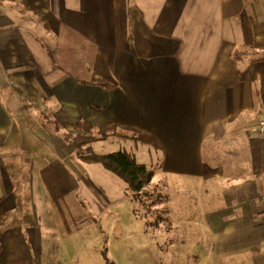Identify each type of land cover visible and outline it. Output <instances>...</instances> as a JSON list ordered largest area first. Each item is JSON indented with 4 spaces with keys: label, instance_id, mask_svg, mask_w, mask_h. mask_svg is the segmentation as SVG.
I'll return each instance as SVG.
<instances>
[{
    "label": "crops",
    "instance_id": "0c3cea01",
    "mask_svg": "<svg viewBox=\"0 0 264 264\" xmlns=\"http://www.w3.org/2000/svg\"><path fill=\"white\" fill-rule=\"evenodd\" d=\"M79 119L120 127L97 155L146 166L103 145L155 137L136 142L180 187L203 264H264V0H0V264H31L50 223L69 235L81 194L125 198L61 137L90 136Z\"/></svg>",
    "mask_w": 264,
    "mask_h": 264
},
{
    "label": "rangeland",
    "instance_id": "374dc122",
    "mask_svg": "<svg viewBox=\"0 0 264 264\" xmlns=\"http://www.w3.org/2000/svg\"><path fill=\"white\" fill-rule=\"evenodd\" d=\"M133 142L134 150L128 140H115L103 146L122 147L132 151L138 161L146 163L154 173L152 184L146 190L161 198L159 204L152 207V212L162 211L164 206L166 211L168 208L171 211L164 216L161 212L151 213L142 219L135 216L133 210L138 208L137 213L141 216L144 208L135 206L127 197L105 207L98 199L81 194L79 198L88 216L67 236L52 223L50 228L39 229L43 232L40 251L34 253L31 264H203L197 246L193 242L185 244L182 239V229L187 230V225L185 228V223L181 221L183 193L180 187L175 189L171 182L165 185L160 172L159 150L150 146L145 151L140 143ZM136 144H140V148H136ZM188 201L190 208L187 212L193 205L191 197ZM157 216H163L165 220L158 227H153V219ZM189 221L191 241L195 237V228L192 220Z\"/></svg>",
    "mask_w": 264,
    "mask_h": 264
},
{
    "label": "trees",
    "instance_id": "16d2710c",
    "mask_svg": "<svg viewBox=\"0 0 264 264\" xmlns=\"http://www.w3.org/2000/svg\"><path fill=\"white\" fill-rule=\"evenodd\" d=\"M76 127L83 131L84 134L90 135L88 137L75 135L68 132H61L60 135L65 140V142L72 143L74 145V150L78 158L86 164H99L104 170L109 174L114 176L117 179L125 184L126 194L125 197L131 200L135 206L143 207V215H138L137 209L133 210L135 216L139 218H146L148 214H157L167 212L165 207L164 210H156L152 212V207L159 204L160 196L155 195L154 193H149L146 188L150 185L153 177V172L147 165L139 164L131 157L128 153L124 151H116L106 155H97L92 153L89 149L90 144L95 141H103L112 137H119L120 127L113 121H110L104 125L99 126L94 129L89 123L78 120ZM59 129H55V132L58 133ZM133 141H140L146 143H152L157 140L152 134L149 133H134ZM151 138V140H150ZM85 150V153L83 152ZM158 201V202H157ZM157 216L153 219L152 226L158 227L161 224L165 217ZM148 222H146V225Z\"/></svg>",
    "mask_w": 264,
    "mask_h": 264
},
{
    "label": "built area",
    "instance_id": "2783aa9c",
    "mask_svg": "<svg viewBox=\"0 0 264 264\" xmlns=\"http://www.w3.org/2000/svg\"><path fill=\"white\" fill-rule=\"evenodd\" d=\"M257 135L261 138H264V120L258 122Z\"/></svg>",
    "mask_w": 264,
    "mask_h": 264
}]
</instances>
